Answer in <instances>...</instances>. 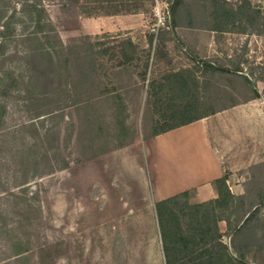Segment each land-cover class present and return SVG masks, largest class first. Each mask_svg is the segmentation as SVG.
I'll list each match as a JSON object with an SVG mask.
<instances>
[{
	"label": "rangeland",
	"instance_id": "374dc122",
	"mask_svg": "<svg viewBox=\"0 0 264 264\" xmlns=\"http://www.w3.org/2000/svg\"><path fill=\"white\" fill-rule=\"evenodd\" d=\"M174 1L134 0L149 19L132 40L81 31L84 17L115 7L40 0L45 28L39 36L52 64L22 35L24 23L16 24L15 40L0 53V264H119L122 249L112 227L119 221L113 179L122 172L116 154L132 143H146L156 127L182 119L164 120L172 111L168 105L180 106L184 96L177 85L161 89L160 82L187 74L182 56L172 61L176 72L155 67L141 31L148 38L163 29L217 31L220 56L201 60L240 65L251 85L264 81V0H178L176 14L158 25L155 7L162 12ZM6 2L9 12L22 7L17 0H0V9ZM28 24L26 31H32L35 24ZM205 62L192 71L200 76L201 97L193 115L236 102L230 100L236 96L230 94L229 72ZM262 185L234 200L232 231L221 237L251 264H264V205L253 221L235 228L260 202Z\"/></svg>",
	"mask_w": 264,
	"mask_h": 264
},
{
	"label": "crops",
	"instance_id": "0c3cea01",
	"mask_svg": "<svg viewBox=\"0 0 264 264\" xmlns=\"http://www.w3.org/2000/svg\"><path fill=\"white\" fill-rule=\"evenodd\" d=\"M148 19L145 10H121L86 16L80 29L87 35L108 33L134 40L135 32L142 30ZM216 34L217 31L208 33L201 29H163L149 38L141 31L140 38L152 47L155 67L176 72L172 61L184 57V77L189 88L181 92L183 101H200V83L196 81L200 76L192 71L203 65L201 58L220 56L216 54ZM206 63L213 70L229 72L233 81L230 94L236 96L230 100L236 102L214 112L194 115L196 120L153 134L143 145L136 142L122 147L116 154L122 172L113 179L114 213L119 221L113 222L112 227L122 249L119 264H168L156 209L158 202L188 192L186 200L190 204L213 203L219 197L217 181L224 176L237 197H247L264 183V81L256 82L257 96L250 75L240 65L233 68L219 67L213 61ZM153 80L147 79L152 87ZM162 81V89L167 84L179 85L178 79ZM231 223L232 218L229 223L225 219L218 221L221 242L222 235L232 231Z\"/></svg>",
	"mask_w": 264,
	"mask_h": 264
},
{
	"label": "trees",
	"instance_id": "16d2710c",
	"mask_svg": "<svg viewBox=\"0 0 264 264\" xmlns=\"http://www.w3.org/2000/svg\"><path fill=\"white\" fill-rule=\"evenodd\" d=\"M89 1H95L101 4L102 7H106V9L107 6L115 7L112 11L104 10L103 13L98 12L94 15L112 14L121 10L127 11L137 8V4L133 3L134 0ZM17 2H22L21 8L15 7L9 12V3L6 2L7 4H4L3 8L0 9V53L4 52L9 43L15 40L17 36L16 24L24 23V32L27 33L22 35L26 37L30 44L37 43V47L33 48L35 54L40 55L47 63L52 64L53 56L45 48V44L39 36L45 28L43 22L44 7L41 5L40 0L35 2L17 0ZM177 4L178 0H175L170 6L172 15L176 14ZM17 8L22 11L23 18L17 15ZM89 14L93 15V13ZM28 23L35 24V28L32 31H26L30 27ZM177 77L179 90L181 92L187 91L189 84L184 74H178ZM252 86L255 94L259 96L256 84L253 83ZM199 105L200 101L196 99L184 100L180 106L169 104L167 108L169 110L172 109V111L163 114L164 120L167 118L175 120L179 118V115H182V119L156 127L154 134L196 120L197 117L192 112ZM2 110L3 105L0 103V117L3 113ZM217 187L219 197L213 203L190 204L186 200L189 193L183 192L156 204L168 264H251L248 263L245 253L237 248H233L231 252L229 247L219 240L218 221L225 219L228 223L231 222V216L234 213V200L242 198L231 193L227 184V176L217 181ZM209 204H214L215 206L211 208L208 207ZM263 205L264 195L257 205L248 210L242 223L236 226L235 230H240L243 225L253 221L259 211V207ZM184 225L187 229L183 228Z\"/></svg>",
	"mask_w": 264,
	"mask_h": 264
},
{
	"label": "built area",
	"instance_id": "2783aa9c",
	"mask_svg": "<svg viewBox=\"0 0 264 264\" xmlns=\"http://www.w3.org/2000/svg\"><path fill=\"white\" fill-rule=\"evenodd\" d=\"M157 7H155V15L157 16V24L158 25H166L168 20L170 19V8L169 5L166 4L164 11H159Z\"/></svg>",
	"mask_w": 264,
	"mask_h": 264
}]
</instances>
